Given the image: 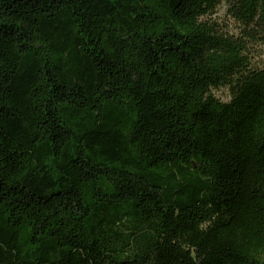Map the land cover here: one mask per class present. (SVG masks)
Masks as SVG:
<instances>
[{"label": "trees", "instance_id": "1", "mask_svg": "<svg viewBox=\"0 0 264 264\" xmlns=\"http://www.w3.org/2000/svg\"><path fill=\"white\" fill-rule=\"evenodd\" d=\"M258 49L264 0H0V264H264Z\"/></svg>", "mask_w": 264, "mask_h": 264}, {"label": "rangeland", "instance_id": "2", "mask_svg": "<svg viewBox=\"0 0 264 264\" xmlns=\"http://www.w3.org/2000/svg\"><path fill=\"white\" fill-rule=\"evenodd\" d=\"M213 19L216 20L223 28H225L230 33L236 32V24L234 21L227 15L226 7L224 5H220L216 13L213 16ZM256 55V60L260 63L264 61V50L258 49ZM214 94L223 101L229 100V94L227 89H220L214 92Z\"/></svg>", "mask_w": 264, "mask_h": 264}]
</instances>
